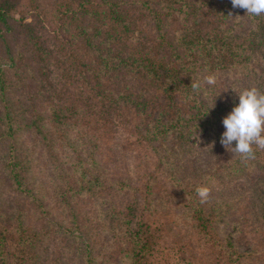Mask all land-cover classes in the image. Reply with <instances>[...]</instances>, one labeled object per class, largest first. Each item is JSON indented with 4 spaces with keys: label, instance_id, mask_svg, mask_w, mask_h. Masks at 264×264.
<instances>
[{
    "label": "rangeland",
    "instance_id": "374dc122",
    "mask_svg": "<svg viewBox=\"0 0 264 264\" xmlns=\"http://www.w3.org/2000/svg\"><path fill=\"white\" fill-rule=\"evenodd\" d=\"M138 1L0 0L11 24L0 21V33L9 42L6 47L0 40V66L9 67L19 91L15 99L34 105L25 121L20 113L16 117V131L11 132L8 122L4 134L12 133V150L0 142V264H56L65 257L67 264H79L84 254L76 248L78 242L94 245L99 262L108 257L116 262L124 250H135V231L151 246L145 264H264V148L254 146L251 157L236 155L233 149L221 152L215 140L225 130L222 121L208 137L211 128L193 127L201 116L224 118L238 103L236 92L257 87L256 77L236 74L242 69L236 63L225 66L217 52L220 46L208 53L209 63L217 67L197 74L192 57H185L179 44L158 39L154 14L145 6L135 7ZM158 1V20L182 18L173 11L181 0ZM215 1L216 9L206 6V15L198 16L201 10L194 8L196 15L187 22L196 21L193 35L211 40L225 31L232 35L233 47L237 39L252 38L255 24L236 13L231 0H225L232 8L229 14L224 13L225 1ZM181 25L177 20L172 34ZM42 48L47 51L37 58ZM99 51L105 57L102 65ZM146 56L151 59L139 61ZM13 63L17 70H11ZM152 63L154 71L147 67ZM259 74L264 91V63ZM209 75L215 84L205 82ZM198 76L199 90L174 82ZM166 84L173 85V99L163 102L159 86ZM142 97L147 104L142 105ZM160 116L161 123L140 126ZM169 125L174 129L166 134ZM186 130L192 131L189 138L182 137ZM2 152L13 156L11 168L22 185H12L5 175ZM86 158L93 167L86 166ZM94 162L115 178L130 179L134 188L105 194L106 203L113 202L112 212L126 207L107 222L102 219L109 214L97 210L95 199L78 198L98 191L95 180L84 175L100 174ZM58 182L63 194L71 195L67 206L54 191ZM35 183L41 206L12 189L22 186L28 194ZM199 187L208 189L204 200L197 194ZM49 197L43 205L41 200ZM15 208L16 218L10 219ZM54 217L61 221L57 224ZM61 222L69 235L56 231L65 230Z\"/></svg>",
    "mask_w": 264,
    "mask_h": 264
},
{
    "label": "trees",
    "instance_id": "16d2710c",
    "mask_svg": "<svg viewBox=\"0 0 264 264\" xmlns=\"http://www.w3.org/2000/svg\"><path fill=\"white\" fill-rule=\"evenodd\" d=\"M152 1H154V2L151 3ZM175 1H178V0H175ZM223 1H225V0H223ZM158 2H159L158 0H141V1L135 2V7L137 5H140L142 7L145 6V9H146V11L149 12V14H154V16H155L154 17V25L156 26L157 32H159L158 37H160L158 39L166 38V40L170 39L168 41H173L176 44H179V48L181 50L185 51L184 56L185 57H188V56L192 57L191 60L193 62V65L195 66L197 74H199L200 72H204L207 69L217 67L216 65H211L209 63L208 53H212L213 47L220 46L221 49H219L218 51L216 50V51L222 57V60H223L222 63L224 62L225 66H227L231 62L238 64V66L241 67L242 69L236 70V74H242L244 76H248L249 73L254 74V76L256 77V85H257L256 88L263 91V85L262 84L258 85V83H260L259 70L261 69V65L264 63V56H263V61L261 62V57H262V54L264 52V47H263L264 46V15L259 16V17H251L250 18L249 16L246 15V10L240 9V8H238L236 10V13H239V12L244 13V15L246 16L245 18L249 19L251 21V23L255 24V27H254V29L252 28L253 30L252 29L250 30V32L252 31V33H251L252 38H249V40L246 39V41H244V39H241V40L237 39L238 40L237 46L233 47L232 46L233 45L232 40H229V37L232 35L226 34L225 31H221L223 34L218 33L217 35L212 36L213 38L216 39V43H214L215 39L210 40L208 38H201V37L193 35L194 33L192 32V29H194V24H196V21H193V22L191 21V22L187 23L191 19L190 17L192 15H196L194 8L201 10V13L197 12L198 16L206 15L207 13L210 12V11H206V6H210L211 7L210 10H215L217 7L215 0H185V1L181 0L182 3L179 6V8H173V11H174V13H177V14L180 13V15L182 14L183 15L182 18H180L179 15H174V16H171V18H170L171 21L169 20V22H167V18H166L167 16L158 20L157 9L160 10L159 7L161 6V3H158ZM78 4H79V2H78ZM229 4H230V2L225 1V4H224V6H225V9H224L225 12L224 13L225 14L228 13V11H227L228 9H229V11H232V8L229 7ZM80 5L83 6L84 3H82ZM1 11L2 12H0V21L2 22V24L6 25L7 27L11 26V24H10V22L6 16V13L4 12L3 9ZM231 15H233V14H231ZM231 15H229V16H231ZM177 20H178V23L183 24V25H181V27L177 28L176 32L179 31L178 34H176L175 31L173 32V34H174V36H173L172 30H170V29H172V27H175L174 25L177 22ZM210 22L212 24L216 23L215 21H210ZM126 23L129 24L128 21H126ZM185 23H187V24H185ZM26 25L29 28H31V24L28 23ZM127 32L130 33L131 30L129 29ZM208 33H210V32L204 33L203 36L205 37L206 35H208ZM236 37L242 38L240 36H236ZM126 38H127V36L125 37V39ZM1 39H4V41L6 43V47H7L8 43H9L8 39L2 33H0V40ZM231 49H232V51H230ZM39 50H40L39 52L36 51V57L37 58H39L38 53L43 54L44 51H47L46 49H43V48L39 49ZM9 53H10V50H9ZM257 54H260V55L257 56ZM99 57L102 59V61L100 62L102 65L103 62L105 61V57L101 51H99ZM150 59L151 58H148L146 56V57H141L139 59V61L144 62V61H149ZM252 63H253V66H251ZM11 65L13 66L11 70H14V69L17 70L18 66H14V63ZM153 65H154V63H152L151 66L150 65L147 66V67H149L150 71L155 70ZM16 70H15V72H16ZM9 72L10 71H9L8 66L7 67L4 65L0 66V119H3V121L0 124V129L3 128V129H1V136L3 138H2V140H0V142L2 141L4 143H8L10 145V150H12L13 144L11 143L12 142L11 139H14L13 135L11 133V135L9 137V135L4 134V132L7 131L8 122H10L11 132L16 131L15 125L13 127V123L16 121V117L19 116V113H20L21 117H23L22 121H25L29 117V115H27L28 114L27 111H29V110L32 111V108L34 107V105H33V102L31 104H28V103H23L20 99H15L16 95H18L19 91L13 86V82L10 78ZM178 72H180L178 75H180L181 77L182 76L186 77V74H184V72H182V71H178ZM200 80H202V76H198L195 79L190 77V78H187V80H183L182 78H179L178 80H176L174 82L175 83L186 82L188 85H192L193 82H199ZM36 83H39L40 87H41L40 81L36 80ZM150 83H154V82L151 81ZM159 88L161 89V97L159 99H162L163 102H166L167 97H170L171 100L173 99V96L169 93V89H173V85L166 84L164 87L159 86ZM138 96H140V95L136 94V92H135V102H137V103L139 102L136 99V97H138ZM18 97H20V95ZM35 97H37V95H35ZM142 98H143V102H141L142 105L147 104L148 101L144 97H142ZM40 108H41V106H40ZM15 110H17V111H15ZM23 112H26V113H23ZM161 120H162V116H160L156 120H151L149 122H142L140 124V126H142V127L147 126V125L152 126L154 123H156V124L161 123ZM222 120H223V118L214 119L211 116H201L199 119V123L194 124L196 126H193V127H198L200 129L201 128H211L212 131L207 130L208 132L205 134L206 137H208V136H210V134H212V132L214 134L215 127L218 124H221L220 122ZM163 124L164 125H162V127L165 128V123H163ZM4 127H6V128H4ZM163 128H161V129H163ZM172 129H174V125L167 126L166 127V134H170ZM191 132H192L191 130H186L185 134H183L182 137L189 138V136L191 135ZM163 133L165 134L164 131H161V134H163ZM15 139H16L15 140V144H16V141H18L17 134L15 135ZM215 141L217 142L216 150H219L221 152L222 151H225V152H231L232 151L231 148L229 150H227L220 143V138H217V140H215ZM233 152H234V154L238 155L235 151H233ZM10 156H11V158H13V156L11 154H9L8 152H2V159H3L2 164H3V168L5 170V175L7 176V178L11 179L12 185L14 184L13 181H16L17 184H18V182L21 184L20 180H18L20 178L19 174L14 170V168H11V163L9 160ZM85 160H86L85 161L86 166H88V164H89L93 167V165L90 163L88 158H86ZM94 163H95L94 170H96V172L100 173V174L94 175L93 172L92 173L85 172L84 175H86L88 173L90 175L91 180H93V179L95 180V181H92V183L94 186H96L98 188V191H96L94 194L88 195L86 197H84L85 195L82 194L81 197L79 196L78 198H89V199L93 198V199H95L94 202H95L97 210L100 213L101 212L104 213V211H105L109 214V216H105L102 219V222H107V221H109V219L113 218V216L117 213V211H120V212L125 211L124 209L126 207L124 209H120V210L118 209L117 211L112 212L111 207L113 206L112 205L113 202L107 204L106 201L108 199L106 198L105 194H107L110 191H114L117 193H119V192H125L126 193V192H130L131 190H134V188L131 185L130 179L120 178V177L115 178L116 176H114L113 174L107 173V170H108L107 168L102 167L101 165L98 164V162H94ZM101 170H102V173H101ZM29 176H30V174H29ZM23 177H25V176H23ZM101 177H103L105 180H103ZM24 180H25V178H23V181ZM119 181H122V182H120L122 187H118L116 185V183ZM28 184H31V182H29ZM58 184H59V182L56 184L54 191H56L60 200L62 202H65L66 206H67V203H69V202L71 203V201H72L71 195H69V194L64 195L62 186H60V185L57 186ZM263 185H264V183H263ZM263 188H264V186H263ZM12 189L19 197H21V198L28 197L32 201L34 200V201L39 203V201H38L39 197L36 193L37 192L36 183L34 184V186L32 188H29V189L26 188L29 191L28 194H26L24 192L25 190L23 191L22 186H19L18 188L12 187ZM81 189H86V188H81ZM74 192L78 193L79 188H75ZM254 192L258 193V189L255 188ZM52 198L53 197H49V198L43 199L41 201H42L43 205L44 204L46 205L45 202H50V199H52ZM39 205L41 206L40 203H39ZM75 205H77L76 201L74 202L73 207ZM127 207L132 208V204H130V205L128 204ZM0 208H2L1 203H0ZM18 208H22V207L19 206ZM42 209H44V207ZM72 209H73V211H75L74 208H72ZM16 212H17V208H15L13 210L12 215H10L9 218L10 219L16 218ZM26 214H27V212H26ZM69 215H70V212H69ZM23 216H25V213ZM64 217L65 216H63V219L66 218V217L65 218ZM54 220L56 221L57 224L61 221L58 217H54ZM136 221H137L136 218H135V220L134 219L132 220V222L135 224H136ZM20 225H23V224H20ZM59 225H61L63 228H65V230H63L61 228V229L56 230V231L59 234L64 235V236L69 235L68 231L66 230V226H64L62 224V222ZM146 225H149V224L146 223ZM137 234H139V233L135 231V245H134L135 250H134V248L131 252H127V250H124L123 254L119 258H116V259H118L116 262H113L112 260L110 261L111 257H108V259H105L104 261L101 260V262H99L100 260H99L98 256H96L94 254V252H95L94 245H92L91 248L88 247V244L85 247H82L80 245V242H78L76 248L78 250H81L80 255L84 254L83 258L79 261V264H145L147 256H150L149 252L151 250V246L149 247V245L146 243L145 240H143L144 238H142L141 235L139 236L140 238L138 239ZM63 240H67V239H63ZM131 242H133V241H131ZM64 244L67 245V244H70V242H64ZM36 256H38V258H39V253ZM76 256L77 257L79 256L78 252H76ZM56 264H67V258L65 257V260H63V261L58 260V262Z\"/></svg>",
    "mask_w": 264,
    "mask_h": 264
},
{
    "label": "clouds",
    "instance_id": "9594fccd",
    "mask_svg": "<svg viewBox=\"0 0 264 264\" xmlns=\"http://www.w3.org/2000/svg\"><path fill=\"white\" fill-rule=\"evenodd\" d=\"M233 8L246 10V15L259 17L264 15V0H231ZM205 82L215 84V77L206 76ZM195 90L200 89L199 82H193ZM238 94V103H234L231 111L223 118L224 131L220 143L229 150L233 149L242 157H251L254 146L264 148V91L250 87ZM197 194L202 200L208 196V189L199 187Z\"/></svg>",
    "mask_w": 264,
    "mask_h": 264
}]
</instances>
